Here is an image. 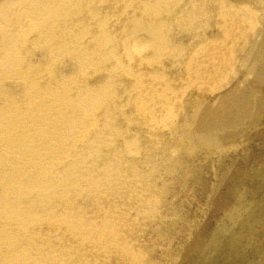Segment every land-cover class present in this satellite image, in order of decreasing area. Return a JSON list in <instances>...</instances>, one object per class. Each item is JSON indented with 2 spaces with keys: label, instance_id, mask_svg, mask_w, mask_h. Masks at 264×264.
<instances>
[{
  "label": "bare ground",
  "instance_id": "6f19581e",
  "mask_svg": "<svg viewBox=\"0 0 264 264\" xmlns=\"http://www.w3.org/2000/svg\"><path fill=\"white\" fill-rule=\"evenodd\" d=\"M263 120L264 0H0V264H184Z\"/></svg>",
  "mask_w": 264,
  "mask_h": 264
},
{
  "label": "rangeland",
  "instance_id": "374dc122",
  "mask_svg": "<svg viewBox=\"0 0 264 264\" xmlns=\"http://www.w3.org/2000/svg\"><path fill=\"white\" fill-rule=\"evenodd\" d=\"M259 125V135L247 133L246 149L213 165L221 175H203L214 181L199 183V192L208 196L185 248L175 253L174 258L185 256L184 264H264V120ZM249 169L259 173L253 176Z\"/></svg>",
  "mask_w": 264,
  "mask_h": 264
}]
</instances>
